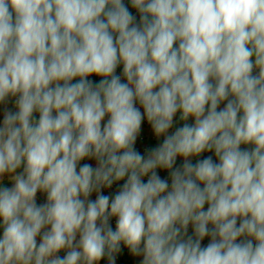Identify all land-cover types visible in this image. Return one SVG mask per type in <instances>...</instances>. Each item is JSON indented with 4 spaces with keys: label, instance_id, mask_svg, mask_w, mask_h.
Wrapping results in <instances>:
<instances>
[{
    "label": "clouds",
    "instance_id": "1",
    "mask_svg": "<svg viewBox=\"0 0 264 264\" xmlns=\"http://www.w3.org/2000/svg\"><path fill=\"white\" fill-rule=\"evenodd\" d=\"M129 3L0 0V264H264V0Z\"/></svg>",
    "mask_w": 264,
    "mask_h": 264
},
{
    "label": "crops",
    "instance_id": "2",
    "mask_svg": "<svg viewBox=\"0 0 264 264\" xmlns=\"http://www.w3.org/2000/svg\"><path fill=\"white\" fill-rule=\"evenodd\" d=\"M124 2H125L126 5H128L129 10L132 12V14L137 17V21H138L139 20V13L136 12V10L131 7V5L129 3V0H124ZM122 70H123V66L121 65V66H119L117 68V74L121 75L122 74ZM89 79H92V80L98 82L100 77H97V76L93 75V76L89 77ZM122 80H123V77H122ZM137 106H139V105H137ZM223 106H224V104H221L220 107H223ZM5 108L11 109V110H15L14 98H11L10 101L7 103V105L0 104V123H2L3 114H4V109ZM141 111H143L142 108H141ZM35 115H36V118L38 119V113H36ZM179 115L180 114L178 113L177 116L174 118V121H175L174 127H173V129H170V131H174L175 127H180L184 123V122L179 120ZM188 123H194V120L190 118ZM142 126H143V131L141 133V136L138 138L137 148L143 153L145 147H148V148L155 147L157 145V143L162 142L163 137H161L159 141L154 139L153 135L151 134L150 126L147 124L146 120H145V122H144V124ZM242 147H245V146H242ZM203 154L212 155L213 159H216V157L214 156V153H212V152H205ZM196 159L197 158H193V162H195ZM81 163H93V165L95 164L94 161H88V160L82 161ZM180 163H182V158H178L177 159V164L179 165ZM159 174L161 175L162 178L167 177V172L166 171H159ZM146 179L147 178H145V182H146ZM123 183H124V181H120V182L114 183L111 189L104 190V194L105 195L114 194L116 191H118L119 187ZM8 186H11V185H8ZM95 195L96 194L94 193L92 195L91 199H95ZM37 201H38V198H37ZM2 231H3V229L0 228V235H2ZM191 231H192V229H191V226H190L189 227V232L191 233ZM208 242H209V239L205 238L202 241V246H206ZM59 255L63 256V255H65V252L62 251L61 253H59ZM142 259H143V257H133L126 248H123L122 252L120 254H118V257L116 258V264H140V261ZM99 264H108L107 258L106 257L103 258L99 262Z\"/></svg>",
    "mask_w": 264,
    "mask_h": 264
},
{
    "label": "trees",
    "instance_id": "3",
    "mask_svg": "<svg viewBox=\"0 0 264 264\" xmlns=\"http://www.w3.org/2000/svg\"><path fill=\"white\" fill-rule=\"evenodd\" d=\"M37 198H38V201H37L38 203H44L46 200V196L44 194H41V193H38ZM38 240H39V238H38Z\"/></svg>",
    "mask_w": 264,
    "mask_h": 264
},
{
    "label": "built area",
    "instance_id": "4",
    "mask_svg": "<svg viewBox=\"0 0 264 264\" xmlns=\"http://www.w3.org/2000/svg\"><path fill=\"white\" fill-rule=\"evenodd\" d=\"M121 75H122V74H121ZM206 156H208V154H202L201 157H197V159L204 158V157H206ZM111 223H112L113 228H115V219H113V220L111 221ZM122 248H123V246H122ZM117 257H118V255H117Z\"/></svg>",
    "mask_w": 264,
    "mask_h": 264
}]
</instances>
